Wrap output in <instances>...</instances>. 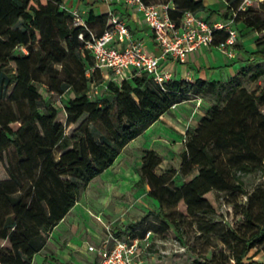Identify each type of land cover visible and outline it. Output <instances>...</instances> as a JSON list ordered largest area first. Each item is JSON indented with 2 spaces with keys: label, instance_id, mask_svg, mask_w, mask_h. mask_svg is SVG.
Instances as JSON below:
<instances>
[{
  "label": "trees",
  "instance_id": "trees-1",
  "mask_svg": "<svg viewBox=\"0 0 264 264\" xmlns=\"http://www.w3.org/2000/svg\"><path fill=\"white\" fill-rule=\"evenodd\" d=\"M143 1L170 3L168 15L176 23L184 10L205 8L203 0ZM240 1L226 0L221 15L236 12L234 22L260 34L251 53L252 71L247 65L225 81L171 79L163 84L143 71L120 81L108 79L104 94L92 96L90 83L101 68L93 67L84 44L88 30L99 34L109 25L108 13L90 9L84 24H76L62 0H0V162L6 161L0 176V264H31L76 202L80 185L190 92L209 95L212 102L197 125L185 131L178 168L157 172L162 157L153 148L141 156L138 182L146 183L147 194L158 202L156 230H173L180 238L189 222L206 243L219 240L210 250L192 245L190 264H264L255 257L264 254V85H242L245 77L264 75V1L238 10ZM225 36L226 31L216 30L213 42ZM39 85L48 93L70 89L73 95L61 107L45 99L40 108ZM194 168L196 174L187 178ZM258 170L261 181L245 202L237 203L244 176ZM176 173L183 179L179 186L173 182ZM218 191L231 196L228 201L242 219L230 223L214 216L219 214ZM147 231L132 237L143 238Z\"/></svg>",
  "mask_w": 264,
  "mask_h": 264
},
{
  "label": "rangeland",
  "instance_id": "rangeland-1",
  "mask_svg": "<svg viewBox=\"0 0 264 264\" xmlns=\"http://www.w3.org/2000/svg\"><path fill=\"white\" fill-rule=\"evenodd\" d=\"M159 1L156 0V2ZM214 11L223 13L224 8L217 4ZM247 67L249 71H252L255 65ZM105 81L106 75L103 69V73L99 74V77L96 76L95 81L90 83V94L92 96L103 95ZM242 85L247 89L262 86L264 85V76H260L256 80L245 77L242 79ZM39 89L44 96L38 102L40 108H43L45 99H49L54 105L61 107L73 95L70 89L62 95L48 93L43 85H39ZM178 102L188 103L186 105L188 110H183L185 114L187 113L185 120L177 119L184 123L187 127L186 130H192L206 112L212 99L209 95L190 92ZM260 109L264 111V104L260 105ZM168 112L170 116H174L173 112L170 110ZM59 117L63 118L61 112ZM165 117L170 119L168 116ZM159 126L161 125L159 124ZM69 127L72 126H68L67 129H70ZM160 133L159 128H155L147 134L135 136L128 141L106 169L91 178L86 184L80 185L76 202L49 233L44 246L34 254L31 264H90L93 257L91 252L94 251L89 249L85 251L84 243L88 242V245L100 247L106 240L107 244L112 243L109 239L110 235L131 238L132 234L138 236L144 229L145 231L149 229L150 233L146 239L138 237L140 239L139 256L146 264H190L193 258L192 245L197 249L204 246L210 250L214 245L220 244L216 238L211 239L208 243L203 238H198L197 232L189 222L183 224L180 238L175 236L173 230H168L164 234L156 230L159 222L155 216L158 202L147 194L148 185L138 182L141 156L145 148L153 145L162 157V161L156 168L157 172L168 167L177 169L186 137L184 134L181 138L167 139ZM5 163V160L0 162V176L5 175ZM196 172L197 169L194 168L187 178L192 177ZM261 179V170L246 174L244 176L245 190L244 193L238 195L237 203L245 202L247 195L253 191ZM173 182L179 186L183 179L176 173L173 176ZM215 193L216 203L219 207V214L214 215L216 218L222 217L230 223L242 219L233 203L228 201V197L231 196H228L224 191ZM255 257L262 260L264 254L260 252Z\"/></svg>",
  "mask_w": 264,
  "mask_h": 264
},
{
  "label": "built area",
  "instance_id": "built-area-1",
  "mask_svg": "<svg viewBox=\"0 0 264 264\" xmlns=\"http://www.w3.org/2000/svg\"><path fill=\"white\" fill-rule=\"evenodd\" d=\"M100 1L108 7L115 2H121L127 7H136L142 12L160 49L159 54L147 52L140 41L132 38L126 22L110 7L107 11L109 25L99 34L88 30L89 38L86 39L84 47L93 57V67L109 69L110 79L114 81L145 71L154 81L163 84L173 77L170 71L161 69V58L183 59L189 51L211 45L217 47L227 57H233L236 52L238 41V30L234 26L236 12H232L228 18L209 21L192 10H184L179 23H176L168 15L170 3H145L143 0ZM259 1L264 0H241L238 10H244ZM69 10L76 24H84L83 17L77 9ZM221 29L226 31V36L214 43V31ZM79 37L83 38L82 33ZM149 233L150 230L145 233L143 239H146ZM109 239L112 241L111 244H107L106 240L100 247L93 245L87 247L97 254L100 264H146L139 256L138 237L121 238L110 235Z\"/></svg>",
  "mask_w": 264,
  "mask_h": 264
},
{
  "label": "crops",
  "instance_id": "crops-1",
  "mask_svg": "<svg viewBox=\"0 0 264 264\" xmlns=\"http://www.w3.org/2000/svg\"><path fill=\"white\" fill-rule=\"evenodd\" d=\"M203 3L205 8L195 12L198 16L209 21L225 19L221 13L214 11V9L217 4L225 9L226 0H203ZM62 4L68 9H77L83 18L87 16L88 10L90 9H92L94 13L99 14L107 12L111 7L112 11L126 22L133 39L140 41L147 52L159 54L160 49L153 37V32L146 24L142 12L136 7H127L121 2H115L108 7L107 4L100 0H62ZM234 26L238 30V41L236 52L233 57H227L221 50L211 45L189 51L183 59H174L172 57L161 58V69L170 71L173 79H185L188 81H193L196 78L205 80H228L230 77L237 74L242 66H247L252 62L251 53L258 48L256 43V30L249 29L242 21L235 22ZM103 69L105 70L106 80L110 79L109 69L101 68L100 74L103 73ZM186 105H188V103H174L173 106L168 109L174 113V116H170L168 110H166L160 114L156 120L151 122L140 134H147L155 128H159L160 134L164 138H181L182 135L185 134L187 127L177 118L182 121L185 120L187 113L185 114L183 110H188ZM165 116L170 117V119H166ZM159 124L161 126H159ZM149 148L156 150L153 145L145 149ZM87 245L88 242L83 244V249L85 251H88ZM91 253L93 257L90 264H100L97 254L95 252Z\"/></svg>",
  "mask_w": 264,
  "mask_h": 264
}]
</instances>
